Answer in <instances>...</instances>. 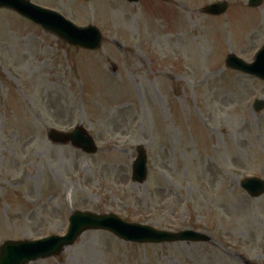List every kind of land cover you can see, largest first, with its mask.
<instances>
[{
  "label": "rangeland",
  "instance_id": "374dc122",
  "mask_svg": "<svg viewBox=\"0 0 264 264\" xmlns=\"http://www.w3.org/2000/svg\"><path fill=\"white\" fill-rule=\"evenodd\" d=\"M102 48L72 47L0 10V246L64 236L76 211L161 231L207 234L201 244L138 245L90 231L33 264H264V82L224 69L264 44V5L249 0H31ZM227 1L218 18L203 8ZM84 127L99 153L55 145L49 129ZM146 146L149 179L132 183Z\"/></svg>",
  "mask_w": 264,
  "mask_h": 264
},
{
  "label": "water",
  "instance_id": "95a60500",
  "mask_svg": "<svg viewBox=\"0 0 264 264\" xmlns=\"http://www.w3.org/2000/svg\"><path fill=\"white\" fill-rule=\"evenodd\" d=\"M89 1V0H88ZM135 2L138 0H128ZM263 0H250V6L258 7ZM5 7L20 13L31 22L41 26L47 32L54 33L64 41L83 49L96 51L102 46V35L96 28H78L59 17L58 14L42 10L31 5L26 0H0V8ZM227 4H216L204 11L210 15H221L226 12ZM228 66L250 73L264 80V50L259 54L256 63L248 66L229 57ZM264 103H259L257 109H262ZM50 140L56 144L72 143L75 148L87 154H96L97 148L86 131L79 127L72 134H62L56 130L49 131ZM147 155L144 148H139V157L133 166V182L145 184L148 176ZM242 187L249 194L258 198L264 194V182L256 179L246 180ZM88 230H104L114 233L117 237L128 242L162 244L174 242H208L209 239L192 231L179 234L161 232L153 228L124 223L115 216H97L89 213H75L70 219V229L65 237L53 236L36 242H7L1 246L0 264H30L38 260L58 257Z\"/></svg>",
  "mask_w": 264,
  "mask_h": 264
}]
</instances>
